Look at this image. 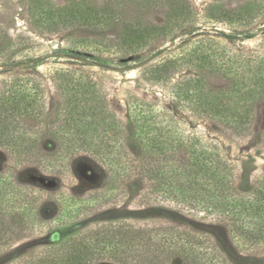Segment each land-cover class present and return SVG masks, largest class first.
I'll return each instance as SVG.
<instances>
[{"label":"rangeland","instance_id":"rangeland-1","mask_svg":"<svg viewBox=\"0 0 264 264\" xmlns=\"http://www.w3.org/2000/svg\"><path fill=\"white\" fill-rule=\"evenodd\" d=\"M0 100L22 110L33 102L29 114H0L2 129L29 141L18 156L0 135V186L37 212L35 227L26 213L0 215V264L44 257L63 226L80 240L103 224L172 227L210 239L227 264H264V243L235 241L226 222L167 197L148 172L218 145L237 193L264 179V0H0ZM211 108L229 110L215 117ZM92 113L117 121L103 136L117 141L128 170L113 180L86 153L46 170L43 154L63 146L60 135L95 138ZM240 117L249 123L235 132L225 120ZM154 137L182 143L160 150Z\"/></svg>","mask_w":264,"mask_h":264},{"label":"trees","instance_id":"trees-1","mask_svg":"<svg viewBox=\"0 0 264 264\" xmlns=\"http://www.w3.org/2000/svg\"><path fill=\"white\" fill-rule=\"evenodd\" d=\"M44 60L45 58H40L35 60L34 64L38 66ZM257 85L263 87L262 81H259ZM3 100H0V114L31 112L28 108L33 105V102L22 104L24 106L22 110L16 104L6 107L7 104L3 103ZM88 101L89 98H86V102ZM82 110H85L84 106ZM228 110L211 108L215 117L227 113ZM88 112L85 110L84 114ZM91 116L94 117L92 122H95L92 125V134L93 137L96 135L95 138L82 139L79 142L78 139L75 140L77 144L81 143L88 148L85 150H79L73 146L69 148L67 146L69 143H75L74 140L66 134L60 135L56 139L62 140L63 146L57 151L43 154L42 165L46 170H63L67 161L79 153L89 154L107 165L113 180L121 171L128 170L127 162L123 157L124 152L116 147L117 141L111 142L103 136L107 130L119 127L117 121L106 120L103 116L98 118L97 113H92ZM225 121L235 132L242 131L245 124L249 123L247 117ZM2 126L4 125L0 123V135L9 139L8 143L11 145H16L14 153L18 156L29 154V150L25 148V144L29 141L6 132ZM100 131L102 132L99 133ZM153 140L160 150L171 141L155 137ZM173 140L171 143L179 144L180 142ZM193 156V162L188 164L176 162L168 165L165 162L152 166L148 170L150 179L156 183L155 186L160 189V192L174 201L191 210L226 222L235 241L252 245L263 244L264 179L250 194L242 195L236 192L234 170L218 145L210 146L205 150L204 148L195 149ZM25 210L27 208H23L15 190H11L7 185H1L0 215L4 217V220L10 221L9 216L26 213ZM26 214L29 217L26 224H29V227H35L36 208L31 206ZM63 227L58 231V234L61 233L59 236L44 245L46 251L44 257L37 258L29 264H94L105 258L113 259L119 264H133L140 260V263L148 260L152 264H165V260L172 257L183 260V264H227L210 239L205 236H194L172 227L142 231L126 230L120 225L103 224L90 229L88 235L80 240L75 239L77 232L70 226Z\"/></svg>","mask_w":264,"mask_h":264}]
</instances>
